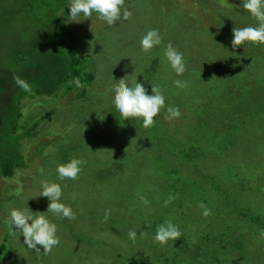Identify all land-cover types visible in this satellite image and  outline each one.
<instances>
[{
  "label": "rangeland",
  "instance_id": "374dc122",
  "mask_svg": "<svg viewBox=\"0 0 264 264\" xmlns=\"http://www.w3.org/2000/svg\"><path fill=\"white\" fill-rule=\"evenodd\" d=\"M69 4L0 0V96L11 89L13 100L9 125L0 102V142L18 144L13 175L0 173V264H264V228L252 221L264 215V44L233 48V29L257 24L242 0H125L131 18L111 26L96 14L73 21ZM59 19L93 79L58 96L48 93L65 50ZM149 29L162 43L145 53ZM168 44L185 56L182 76L164 57ZM37 75L46 95L33 94ZM127 76L166 97L150 128L112 104L109 89ZM167 106L180 117L167 119ZM74 157L85 161L81 172L60 181L57 166ZM42 181L61 183L75 214L48 213L60 243L47 255L5 223L13 208L47 211ZM166 220L183 235L161 245L154 236Z\"/></svg>",
  "mask_w": 264,
  "mask_h": 264
},
{
  "label": "clouds",
  "instance_id": "9594fccd",
  "mask_svg": "<svg viewBox=\"0 0 264 264\" xmlns=\"http://www.w3.org/2000/svg\"><path fill=\"white\" fill-rule=\"evenodd\" d=\"M243 8L248 11L257 21L256 26H247L233 29L232 46L236 48L245 43L264 44V0H242ZM70 9L69 17L76 21L78 17L90 18L93 14L105 21L109 26L115 22L131 18V12L125 7V0H70L68 6ZM162 37L157 29H149L140 39V46L143 52L148 53L153 48L160 46ZM164 57L171 69L177 76H182L187 70V61L182 52L168 44L164 51ZM146 80V79H145ZM147 81V80H146ZM75 84L79 87L80 81L75 78ZM151 92L143 83L133 81L128 83V76L121 79L112 86L109 91L113 93L112 104L117 113L124 119H142V126L150 128L155 124V117L166 106V97L162 90L156 84L150 82ZM174 84L178 88L188 86L186 80H175ZM27 89L26 85H21ZM181 115L179 108L167 106V119L179 118ZM85 161L79 158H72L67 163L59 164L56 168L58 179L60 181L67 179L75 180L82 170ZM47 197L50 201L47 211L33 212L30 208H13L5 223L8 225L10 233L13 236L17 234L23 236V244L28 249L41 251L45 255L59 245L57 224L49 218L48 213L54 214L60 218L75 219V214L70 205L62 202L63 186L58 182L42 181L39 197ZM144 204H148L147 199L142 198ZM169 201H165L167 205ZM200 207L204 209L203 215L207 217L210 214L203 203ZM142 235V233H141ZM183 233L176 223L172 220H166L158 225L154 239L161 245H166L170 240L177 241ZM130 239L137 237V232L128 233ZM41 247H37V246Z\"/></svg>",
  "mask_w": 264,
  "mask_h": 264
},
{
  "label": "trees",
  "instance_id": "16d2710c",
  "mask_svg": "<svg viewBox=\"0 0 264 264\" xmlns=\"http://www.w3.org/2000/svg\"><path fill=\"white\" fill-rule=\"evenodd\" d=\"M58 22H59L58 29H59V36H60L59 42H60L61 47H63L65 50L63 51L62 56L59 57V67L62 66L61 69L56 70L53 73L52 79L49 80L50 82L54 83L55 86L52 87L53 89H51L48 94H51V93L57 91V95L59 96V94H61V93H66L68 91V89H70L74 85L75 78H78L80 83H81L83 81H91L93 79V75L92 74H86V75L83 74L84 66H83V68L77 67V65L81 62V59L78 56L79 52L77 51V49H75L70 44V42L67 38V34L69 32V29L66 25L65 20L59 19ZM63 36H64V38H63ZM44 76L45 75L35 76L34 81H33V85H34V89H35V92H33L34 96L36 94L38 95L40 93L44 94V95L47 94V93H45V91L42 90V89H45V84L47 83L46 81H44ZM68 80H69L70 84H67V86L64 88V86L68 82ZM19 86L20 85H18V87ZM59 88H61V89H59ZM81 97L84 98L85 96L81 95ZM0 102L2 103V105H5V107H6L5 112H3L1 110V112H2L1 113V119H2V118H6L5 114H7V109L11 103L13 104V100L11 97V89H4V92L0 96ZM24 107L22 108V111H23ZM18 116L20 118H22L23 117L22 112L19 111ZM9 122H10L9 119L6 118L2 121V124L3 125H5V124L9 125ZM34 127L36 128L37 124H35ZM12 129L17 130V126L16 125L12 126ZM12 144H13V147H14V145H16V147H14V148L11 147ZM16 148H18L17 142H11V141L0 142V161H1L0 173L4 176H12L13 175V172H14V169L16 166V164H15L16 154L14 153L16 151ZM2 158H3V161H2ZM252 221L257 223L260 228H264V215L262 213L253 217ZM5 248H6V244H2L0 246V255L5 250Z\"/></svg>",
  "mask_w": 264,
  "mask_h": 264
}]
</instances>
